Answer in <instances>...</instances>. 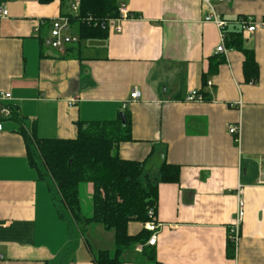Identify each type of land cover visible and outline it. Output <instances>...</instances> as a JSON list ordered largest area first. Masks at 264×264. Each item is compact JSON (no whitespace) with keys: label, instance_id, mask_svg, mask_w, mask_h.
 <instances>
[{"label":"crops","instance_id":"0c3cea01","mask_svg":"<svg viewBox=\"0 0 264 264\" xmlns=\"http://www.w3.org/2000/svg\"><path fill=\"white\" fill-rule=\"evenodd\" d=\"M118 1L136 17L123 20L121 32L110 21L109 37L83 41L80 57L41 43L70 3L0 1V10H8L0 14V95L12 96L0 98V264H95L94 252L113 250L99 224L75 240L71 218L29 164L20 125L2 113L10 105L25 115L27 130L36 121L37 134L48 138L76 137L77 121L115 119L128 111L133 139L121 143L120 155L149 162L162 152L182 166L180 182L159 185L156 218L162 228L155 246L145 243L157 260L264 264V28L244 36L261 68L257 83L245 82L243 55L229 49L227 62L210 78L213 86L203 87L202 75L222 42L218 26L205 21L210 9L204 0ZM215 10L229 29L243 17L264 20V0L215 2ZM135 90L140 96L123 109ZM192 90L207 99L186 100ZM240 121L238 144L229 125ZM154 166L149 171L155 175ZM87 189L93 197V184ZM239 198L245 217L237 256L230 258L229 226ZM141 228L134 223L130 230ZM89 232L98 234L97 241ZM123 259L151 264L135 250Z\"/></svg>","mask_w":264,"mask_h":264},{"label":"trees","instance_id":"16d2710c","mask_svg":"<svg viewBox=\"0 0 264 264\" xmlns=\"http://www.w3.org/2000/svg\"><path fill=\"white\" fill-rule=\"evenodd\" d=\"M40 1L50 3L55 0ZM60 1L64 7L72 2ZM121 5L118 0H80L78 14L71 12L69 5V12H63L62 15L70 18L79 40L68 46L64 54L58 53L62 56L75 54L80 57L83 41L108 38L109 23L120 17ZM131 17H136V14L130 12L129 18ZM224 33L227 48L243 55L245 82L257 83L261 68L255 50L246 46L243 26L226 28ZM41 43H45L43 38ZM45 55L43 51L41 56ZM224 62H227L224 55L218 54L211 58L209 70L202 75L203 87H207V81L216 75ZM200 92L206 98L207 94L202 90ZM10 109V118H7L20 125L19 131L25 138L30 166L37 170L41 179L48 181L51 192L56 190L59 193L65 205V210L61 207L63 212L83 233L91 224H101L108 231L114 230L115 248L94 252L93 262L125 264V252L135 250L138 244H145L151 236L145 223L149 220L150 209H155L157 213L159 185L180 182L182 166L164 159L158 173L154 175L146 169L148 160L143 162L120 155L121 143L133 139L128 111L115 119L79 120L76 137L48 138L37 134L36 121L27 130L24 126L25 115L12 105ZM83 182H90L94 186L93 214L89 217L82 210L80 185ZM60 215L64 217L62 213ZM134 223L142 225L136 233L130 230ZM227 255L230 258L236 256L234 244L230 240ZM143 256L151 264H163L157 260L156 250L153 248L146 247Z\"/></svg>","mask_w":264,"mask_h":264},{"label":"built area","instance_id":"2783aa9c","mask_svg":"<svg viewBox=\"0 0 264 264\" xmlns=\"http://www.w3.org/2000/svg\"><path fill=\"white\" fill-rule=\"evenodd\" d=\"M217 2H224L226 0H216ZM204 2L208 5L210 12L205 16V21H211L214 22L218 28L221 31V38L222 42L217 48V53L226 56L228 54V48L226 46V40H225V33L224 30L228 26L229 22L225 19L220 18L217 15V12L215 10V3H213V0H204ZM71 12L78 14L80 10V0H72L71 4ZM120 17L113 19L111 21H116V27L115 30L117 32L122 31V22L123 20H126L129 18L130 12H128L127 7L122 4L120 6ZM0 14L2 16L8 15V10L6 7L1 8ZM246 19L242 18L239 20V23L244 28V36L246 34H252L256 31L258 28H264V20H255L252 16L245 17ZM41 24H44V22H41ZM110 24V23H109ZM107 26H104L106 28ZM49 34L44 39L45 44L50 46L51 48L58 50L60 53L64 54L68 46L71 44L78 42V34L71 25L70 18L66 15H61L55 19H53L50 22L49 25ZM38 32V27L36 29ZM76 32V33H73ZM253 83V82H252ZM255 84V83H253ZM213 81L209 79L207 81V87H212ZM140 96V92L138 90H135L131 93L129 100L125 101L122 105L123 109L127 108L130 101L135 100ZM0 98L2 99H11V93H2L0 95ZM186 100L188 101H205L206 98L203 95L202 92L199 90H192L190 93L186 96ZM241 103V102H239ZM2 113L4 116L8 117L11 115V109L8 106L3 107ZM0 124V128H1ZM229 132L234 136L235 141L240 144L242 141V123L241 121L239 123H233L229 125ZM259 183L264 184V175H261L259 178ZM244 186L239 184L237 188V192L239 195L242 194ZM149 220L145 223V228L151 232V236L148 239V245L155 246L158 241L159 233L162 228V223H160L156 218V211L155 209H150L148 212ZM245 217V208H244V200L242 198H239V204L237 209V214L235 217V220L230 224L229 226V240L234 244L235 248V255L237 256L238 252V246H239V240L241 238L242 233V225ZM144 246L146 244H138L135 248V251H142ZM3 254H0V259H3Z\"/></svg>","mask_w":264,"mask_h":264},{"label":"rangeland","instance_id":"374dc122","mask_svg":"<svg viewBox=\"0 0 264 264\" xmlns=\"http://www.w3.org/2000/svg\"><path fill=\"white\" fill-rule=\"evenodd\" d=\"M215 2H217V1L213 0V3H215ZM73 33H76V32H73ZM157 168H158V166H154L155 170H157ZM88 184H91V183L90 182L81 183V185H80V198H81V204H82L83 213H84L85 216L89 217V216H92V214H93V201H92L93 197H92V195L89 193V191L87 189V185ZM52 196L54 198V201L57 203V206L59 208L62 207L64 209L65 205L63 204L62 199H61L59 193L56 192V190H55V192H52ZM68 214H69V216H71L70 213H68ZM93 225L96 226L95 224H93ZM99 225L102 226L101 224H99ZM72 229H73L74 238H75V240H77V235H80L81 231H80L78 225L75 224L74 222H73ZM109 234H113V235H109ZM103 235H104L103 242H104L105 246H107L108 248L109 247H113V249H114L115 248L114 230H111L110 232L105 231V234H103ZM87 236L90 237V239L93 238L95 241H97V238H99L98 234H97V237H96L95 234H92L91 232L87 233ZM145 248H146V246H144L142 251H139V252L136 251V252H138L140 254H143ZM129 252H132V251H129ZM144 259H145V257H144Z\"/></svg>","mask_w":264,"mask_h":264},{"label":"water","instance_id":"95a60500","mask_svg":"<svg viewBox=\"0 0 264 264\" xmlns=\"http://www.w3.org/2000/svg\"><path fill=\"white\" fill-rule=\"evenodd\" d=\"M164 159V153H157L149 160L146 169L149 171L154 165L160 166L163 163Z\"/></svg>","mask_w":264,"mask_h":264}]
</instances>
